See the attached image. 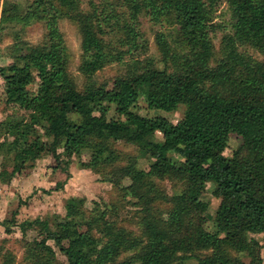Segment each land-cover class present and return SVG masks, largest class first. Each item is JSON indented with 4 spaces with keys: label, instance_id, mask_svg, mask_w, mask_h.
<instances>
[{
    "label": "trees",
    "instance_id": "obj_1",
    "mask_svg": "<svg viewBox=\"0 0 264 264\" xmlns=\"http://www.w3.org/2000/svg\"><path fill=\"white\" fill-rule=\"evenodd\" d=\"M116 1L129 11L131 49L145 12L173 26L187 52H174L158 32L167 66L142 60L112 84L97 82L96 74L114 60L102 36L108 21L103 10L94 4L84 10L81 0H34L23 14L15 3H4L1 23L45 20L48 41L19 40L12 47L14 62L0 67L6 104L27 112L0 123V157L12 162L14 175L25 176L45 156L62 164L63 156L70 160L89 149L91 159L82 166L101 174L113 190L110 204L96 202L88 210L85 198L72 197L66 215H56L53 223L24 221L23 230L38 228L40 238L19 242L20 261L13 249L0 247V264H264L261 243L247 235L264 229V0H226L232 32L221 38L219 49L211 36L217 0ZM62 18L75 22L81 36V87L69 70ZM239 45L257 49L263 59ZM33 83L36 91L29 90ZM141 96L149 109L172 111L181 103L187 108L178 123L144 116L133 110ZM110 106L117 117L108 118ZM70 112L79 118L71 119ZM232 135L239 144L226 156ZM118 142L131 144L134 152L121 154ZM171 151L186 164L174 162ZM141 158L150 160L148 169L139 166ZM210 179L220 195L216 231L205 225L209 202L202 187ZM129 207L131 215L121 216Z\"/></svg>",
    "mask_w": 264,
    "mask_h": 264
},
{
    "label": "rangeland",
    "instance_id": "obj_2",
    "mask_svg": "<svg viewBox=\"0 0 264 264\" xmlns=\"http://www.w3.org/2000/svg\"><path fill=\"white\" fill-rule=\"evenodd\" d=\"M5 1L7 0H0V67L14 62L12 47L19 40L31 45L45 44L48 41V30L45 20H33L26 26L16 21L1 23V12ZM8 1L15 3L20 8L19 12L24 14L25 12L27 13L28 6L34 0ZM206 1L207 3L209 2V0ZM92 4L103 10V15H106V19H108V21L104 22L102 36L107 46V51L112 53L111 56L114 57L112 62L96 74L95 79L97 82L105 81L112 84L117 76L125 74L127 69L132 68L137 62L142 60L152 59L161 68L167 66L157 46L156 36L158 32H163L167 36L174 52L179 55L187 52L177 41L176 29L173 26L164 20L154 22L145 12L141 13L138 19L139 36L137 38V46L131 49V44L126 40V26L130 22L127 8L116 0H81V7L84 10L91 9ZM214 8L213 23L215 27L211 36L216 49H219L221 38L226 33L232 32V18L226 0H217ZM60 29L71 52L69 70L72 77L76 79L81 87L86 82V79L80 70L83 51L78 26L75 22L62 18L60 20ZM239 49L252 54L259 60L263 59L261 52L253 47L239 45ZM174 66L173 60H170V69H173ZM36 89V83L29 87L30 91H36ZM110 107V111L107 114L108 118L117 117L114 107ZM186 108V104L181 103L172 111L149 109L144 96H141L133 110L144 116H163L173 123H178L183 118ZM21 114H27V112L17 105L6 104L4 81L0 77V123L11 115ZM69 115L73 120L79 118V115L74 112H70ZM43 131L42 128L39 130L40 133H43ZM155 138L161 140L162 134L157 132ZM238 144L239 139L232 135L225 155L231 156L232 150ZM115 147L121 154L134 152L135 150V147L131 144L122 142L115 144ZM60 151H63V149H60ZM91 154L92 151L86 149L80 156H74L70 160L63 156L62 164H58L55 158L48 155L37 160L36 167L26 173L25 176L14 175L12 162L3 161L0 157V247L13 249L18 260H22L23 250L19 247V242L24 238L29 240L40 238L38 228L26 227V230H23V222L36 218H48L53 223V218L56 215L60 217L66 215V202L72 197L85 198L88 210L93 209L96 202L101 205L110 204L112 185L104 181L101 174L91 168L82 166V162H87L91 159ZM169 156L180 166L186 164L185 157L175 151L169 152ZM149 164V159L141 158L139 160V166L142 168L148 169ZM164 184L169 193H173L172 184L170 182H165ZM202 191L203 199L209 202L205 225L209 230L216 231L215 217L220 202L218 185L214 180L210 179L203 185ZM129 209L131 208L123 210L121 216L131 215L128 212ZM162 210L165 211L166 209ZM8 227L11 228V232L7 231ZM227 234L229 233H222L221 235L225 236ZM247 235L261 243L258 256L264 262V229L259 227L255 232H248ZM49 243L55 247L59 261L66 262L65 256L62 255L54 242L49 241ZM239 256L247 262L250 259L244 253H240Z\"/></svg>",
    "mask_w": 264,
    "mask_h": 264
}]
</instances>
